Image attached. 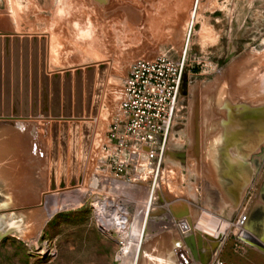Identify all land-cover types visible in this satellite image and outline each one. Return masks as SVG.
<instances>
[{
	"label": "rangeland",
	"instance_id": "1",
	"mask_svg": "<svg viewBox=\"0 0 264 264\" xmlns=\"http://www.w3.org/2000/svg\"><path fill=\"white\" fill-rule=\"evenodd\" d=\"M159 55L184 57L185 71L158 175L152 185L142 163L134 189L106 185L127 210L107 198L98 204L91 174L100 173L122 79L136 59ZM232 116L260 124L259 150L264 0H0V131L17 129L15 157L0 155V175L20 183L17 200H0V264H140L145 252L153 264L168 257L179 264L182 244L229 264H264V248L236 226L246 215L264 241V149L258 156L214 149ZM222 156L251 165L220 170ZM43 209L49 216L36 224ZM182 218L186 235L175 225ZM98 223L127 231L129 258L120 259L116 232Z\"/></svg>",
	"mask_w": 264,
	"mask_h": 264
},
{
	"label": "built area",
	"instance_id": "2",
	"mask_svg": "<svg viewBox=\"0 0 264 264\" xmlns=\"http://www.w3.org/2000/svg\"><path fill=\"white\" fill-rule=\"evenodd\" d=\"M184 71V57L171 59L159 55L136 59L131 63L122 79V99L100 146L101 156L96 166L100 173L91 174V186L97 189V192L91 191V200L96 199V203L103 205L107 198L113 200L114 205H124L127 210L128 201L122 198L114 200V195H109V191L107 194L106 185H119L125 191L134 189L138 184L133 178H140L142 163L152 169L153 185L175 119ZM108 189L113 190L112 187ZM90 205L95 216V208ZM244 220L246 217L243 215L240 224L239 220L236 223L239 233ZM175 225L182 235L191 231L189 222L184 218L176 220ZM98 226L105 231L99 223ZM111 230L117 234L120 250L123 243L117 229L111 226L105 232ZM176 256L179 264H229L216 253L208 255L205 250L192 249L187 244L177 248Z\"/></svg>",
	"mask_w": 264,
	"mask_h": 264
},
{
	"label": "flooded vegetation",
	"instance_id": "3",
	"mask_svg": "<svg viewBox=\"0 0 264 264\" xmlns=\"http://www.w3.org/2000/svg\"><path fill=\"white\" fill-rule=\"evenodd\" d=\"M224 121L225 122L223 128H227V135L229 136H227L226 138L224 136L222 137L224 142L223 145H214L215 150L219 152L221 150V155H224L227 151L231 156H235L236 154L240 155L243 151H246V153H251L253 156H258L259 152L264 149V143H262L259 150H253L254 148H258L259 139L261 138L263 140V133L258 131L257 121L255 122L254 120H247L245 122H242V120L238 119V117L234 118L233 116L230 119L226 118ZM249 127H251L250 132H246L245 129ZM228 130H231V135L230 133H228ZM216 143H219V140ZM216 163L224 166H227L228 164L234 165L238 170L249 168L251 165L250 161H246L243 159L235 160L231 159V157L223 156Z\"/></svg>",
	"mask_w": 264,
	"mask_h": 264
},
{
	"label": "bare ground",
	"instance_id": "4",
	"mask_svg": "<svg viewBox=\"0 0 264 264\" xmlns=\"http://www.w3.org/2000/svg\"><path fill=\"white\" fill-rule=\"evenodd\" d=\"M232 87V86H231ZM252 100V99H251ZM256 100V99H255ZM253 101V103H251L252 105H254V102H257V101H254V100H252ZM251 102V101H250ZM256 105V104H255ZM217 109V108H216ZM214 110V109H213ZM257 110H259V109H257ZM263 110V109H262ZM219 112V111H218ZM212 113V112H211ZM223 113V112H222ZM217 114V113H216ZM220 115V114H219ZM214 117V116H213ZM216 117V116H215ZM214 117V118H215ZM213 118V119H214ZM219 118V117H218ZM217 118V119H218ZM252 118V117H251ZM255 119H257V118H255ZM254 120V119H253ZM255 121V120H254ZM211 121H209V123H210ZM210 124H212V123H210ZM258 125H260V124H258ZM210 126V125H209ZM260 127V126H259ZM262 128V127H261ZM215 129H217V128H215ZM260 130V129H259ZM220 131V130H219ZM262 131V130H261ZM213 132H215V130H213ZM260 132V131H259ZM264 132V131H263ZM210 133H211V131H210ZM215 142V141H214ZM209 160H210V158H209ZM210 162V164L211 165H213V159H212V157H211V160L209 161ZM213 162V163H212ZM212 167V166H211ZM153 187V186H152ZM150 192V191H149ZM242 196H243V194H242ZM22 197H24V196H22ZM21 197V198H22ZM25 198V197H24ZM27 199V198H26ZM25 199V200H26ZM27 201V200H26ZM47 206V205H46ZM56 206V205H55ZM50 211V210H49ZM141 212H142V210H140ZM138 212V211H137ZM104 213V212H103ZM49 216V213L48 212H46L45 211V209H43V211L36 217V219H35V223L37 224V222L39 221V223L41 224V222L42 221H44V219H46L47 217ZM245 217H246V215H244ZM4 217V216H3ZM104 217V216H103ZM136 217H137V223H138V225H141V224H143V223H141L142 222V220H143V214L142 213H137L136 214ZM104 219V218H103ZM116 219V218H115ZM119 219V218H118ZM240 220L241 219H239V222H238V224H240ZM245 221V220H244ZM243 221V223H244V226L242 227V229H241V237H243L245 240H247V241H249V242H251V243H256L258 246H260V247H262V248H264V241L263 240H261L260 239V237H257V235H255L254 233H253V231H252V226H251V223H246V222H244ZM117 222V221H116ZM246 223V224H245ZM117 225H118V223H116ZM39 225V224H38ZM111 226V225H110ZM121 228V227H120ZM138 229V228H137ZM139 229H140V227H139ZM119 231L118 232H120V234H119V238L121 239V242L123 243V249H121V253H120V255H121V259L122 260H124V259H127V258H129L130 256H131V251L132 250H130L131 248L130 247H128V246H126L127 245V243H128V240H127V238H128V234H127V231H124V229H118ZM129 232H130V230H129ZM6 236V235H5ZM3 237V234H1L0 233V240H1V238ZM139 237V236H138ZM137 237V238H138ZM141 237V236H140ZM139 237V238H140ZM134 241V240H133ZM139 243V239H138V242H137V244ZM146 253V252H145ZM145 253H143L144 255H142V257H141V261H140V264H153L151 261H150V258H149V254H146L145 255ZM133 257V256H132ZM125 261V260H124ZM132 264V263H131ZM160 264H174L173 263V261L171 260V258H167V259H165L164 261H162Z\"/></svg>",
	"mask_w": 264,
	"mask_h": 264
},
{
	"label": "crops",
	"instance_id": "5",
	"mask_svg": "<svg viewBox=\"0 0 264 264\" xmlns=\"http://www.w3.org/2000/svg\"><path fill=\"white\" fill-rule=\"evenodd\" d=\"M10 128V129H8ZM5 132V133H4ZM17 129L13 128V127H6V129H4V131H0V142L2 143L3 139L5 140L4 143V147L3 149V154L0 153V155H2L1 159H10L12 161L14 156V149H13V142L15 139V135H16ZM26 144V143H25ZM2 145V144H1ZM25 148V146H24ZM25 151V150H24ZM216 168L217 169H237L236 166L234 165H230L228 164L227 166L221 165V164H216ZM4 169L6 171H12L13 168H11V166H6V168L4 167ZM11 174V173H10ZM17 177V176H16ZM13 178V174L12 175H0V200L2 201H12V200H17L15 198V192L17 193V191L19 190L18 185H20V183L18 181H12L11 179ZM25 185V184H24ZM27 185V182H26ZM24 189V188H22Z\"/></svg>",
	"mask_w": 264,
	"mask_h": 264
},
{
	"label": "water",
	"instance_id": "6",
	"mask_svg": "<svg viewBox=\"0 0 264 264\" xmlns=\"http://www.w3.org/2000/svg\"><path fill=\"white\" fill-rule=\"evenodd\" d=\"M8 41H9L8 39H5V45H6L7 47L9 46ZM6 46H5V47H6ZM23 111H24V110H23ZM25 112H26V110H25L24 112H22V115H23V116H27L28 113H25ZM32 112H33V114H35V110H33ZM15 113L17 114L18 111L15 112ZM2 212L5 213L4 211H0V214H1Z\"/></svg>",
	"mask_w": 264,
	"mask_h": 264
}]
</instances>
